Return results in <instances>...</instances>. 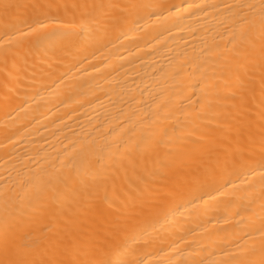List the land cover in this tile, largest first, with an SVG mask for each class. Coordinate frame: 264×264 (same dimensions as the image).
I'll list each match as a JSON object with an SVG mask.
<instances>
[{
  "label": "bare ground",
  "instance_id": "6f19581e",
  "mask_svg": "<svg viewBox=\"0 0 264 264\" xmlns=\"http://www.w3.org/2000/svg\"><path fill=\"white\" fill-rule=\"evenodd\" d=\"M0 264H264V0H0Z\"/></svg>",
  "mask_w": 264,
  "mask_h": 264
}]
</instances>
